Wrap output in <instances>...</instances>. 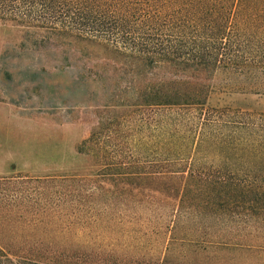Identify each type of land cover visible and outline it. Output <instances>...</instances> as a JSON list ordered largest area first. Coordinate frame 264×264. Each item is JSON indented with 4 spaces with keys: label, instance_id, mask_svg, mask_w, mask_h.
Masks as SVG:
<instances>
[{
    "label": "trees",
    "instance_id": "1",
    "mask_svg": "<svg viewBox=\"0 0 264 264\" xmlns=\"http://www.w3.org/2000/svg\"><path fill=\"white\" fill-rule=\"evenodd\" d=\"M0 24L100 46L134 106L88 137L102 173L0 176V264L264 258V112L207 103L216 76L264 93V0H0Z\"/></svg>",
    "mask_w": 264,
    "mask_h": 264
},
{
    "label": "rangeland",
    "instance_id": "2",
    "mask_svg": "<svg viewBox=\"0 0 264 264\" xmlns=\"http://www.w3.org/2000/svg\"><path fill=\"white\" fill-rule=\"evenodd\" d=\"M103 48L59 40L43 32L0 24V176H91L88 137L131 109L112 105L115 88L124 95L129 78L117 80ZM216 76L207 103L264 112V93L235 92ZM124 98V97H123ZM227 264H264L257 254L227 257Z\"/></svg>",
    "mask_w": 264,
    "mask_h": 264
},
{
    "label": "crops",
    "instance_id": "3",
    "mask_svg": "<svg viewBox=\"0 0 264 264\" xmlns=\"http://www.w3.org/2000/svg\"><path fill=\"white\" fill-rule=\"evenodd\" d=\"M0 109H1V102H0ZM11 168L6 166L4 163L0 162V174H6L10 172Z\"/></svg>",
    "mask_w": 264,
    "mask_h": 264
}]
</instances>
